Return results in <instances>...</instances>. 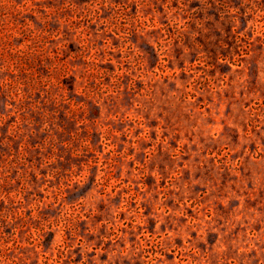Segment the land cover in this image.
<instances>
[{
    "label": "rangeland",
    "instance_id": "1",
    "mask_svg": "<svg viewBox=\"0 0 264 264\" xmlns=\"http://www.w3.org/2000/svg\"><path fill=\"white\" fill-rule=\"evenodd\" d=\"M0 264H264V0H0Z\"/></svg>",
    "mask_w": 264,
    "mask_h": 264
}]
</instances>
